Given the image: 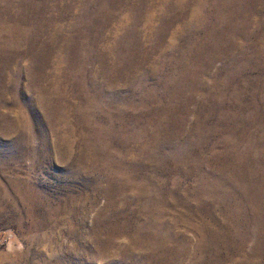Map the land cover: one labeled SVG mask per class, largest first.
I'll list each match as a JSON object with an SVG mask.
<instances>
[{
  "label": "rangeland",
  "instance_id": "374dc122",
  "mask_svg": "<svg viewBox=\"0 0 264 264\" xmlns=\"http://www.w3.org/2000/svg\"><path fill=\"white\" fill-rule=\"evenodd\" d=\"M0 264H264V0H0Z\"/></svg>",
  "mask_w": 264,
  "mask_h": 264
}]
</instances>
